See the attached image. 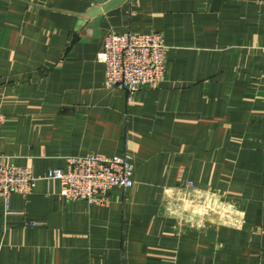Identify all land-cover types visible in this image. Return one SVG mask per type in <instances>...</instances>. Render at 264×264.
Returning a JSON list of instances; mask_svg holds the SVG:
<instances>
[{
  "label": "crops",
  "instance_id": "0c3cea01",
  "mask_svg": "<svg viewBox=\"0 0 264 264\" xmlns=\"http://www.w3.org/2000/svg\"><path fill=\"white\" fill-rule=\"evenodd\" d=\"M109 1L0 0V159L38 177L88 153L134 168L106 202L43 178L7 210L0 197V264H264V0L89 16ZM128 31L167 47L164 81L130 93L105 86L98 59Z\"/></svg>",
  "mask_w": 264,
  "mask_h": 264
},
{
  "label": "built area",
  "instance_id": "2783aa9c",
  "mask_svg": "<svg viewBox=\"0 0 264 264\" xmlns=\"http://www.w3.org/2000/svg\"><path fill=\"white\" fill-rule=\"evenodd\" d=\"M264 54V42L260 46ZM167 47L157 31L108 33L98 59L104 65V84L120 87L129 93L153 87L165 79ZM5 117L0 109V131ZM1 139V135H0ZM134 168L127 155L88 153L66 158L65 167L49 169L36 176L30 167L0 159V197L6 203L12 193L29 195L38 178L56 179L60 195L71 200L106 202L111 189L129 188ZM191 184V181H188ZM29 225H34L30 222Z\"/></svg>",
  "mask_w": 264,
  "mask_h": 264
},
{
  "label": "water",
  "instance_id": "95a60500",
  "mask_svg": "<svg viewBox=\"0 0 264 264\" xmlns=\"http://www.w3.org/2000/svg\"><path fill=\"white\" fill-rule=\"evenodd\" d=\"M120 1L121 0H111V1H109L107 3H105L104 5H102V7H95V8H93L88 14H89V16H93V15H96L98 13H101L102 11H106L110 7L118 4ZM77 38H78L77 35L74 33L72 35V39H71V42H70V46H72L74 44V42L77 40Z\"/></svg>",
  "mask_w": 264,
  "mask_h": 264
}]
</instances>
